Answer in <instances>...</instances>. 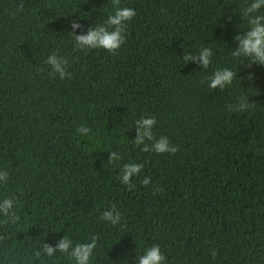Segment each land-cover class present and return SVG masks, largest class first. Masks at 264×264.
Here are the masks:
<instances>
[{
  "label": "trees",
  "instance_id": "1",
  "mask_svg": "<svg viewBox=\"0 0 264 264\" xmlns=\"http://www.w3.org/2000/svg\"><path fill=\"white\" fill-rule=\"evenodd\" d=\"M246 3L0 0V198H14L18 217L0 214V264H75L42 251L65 236L95 241L89 264H138L152 245L165 264H264V64L232 54ZM123 7L135 15L117 50L76 46ZM202 47L207 68L184 58ZM225 68L231 85L210 88ZM147 116L175 153L135 143ZM131 163L143 167L129 186L119 178Z\"/></svg>",
  "mask_w": 264,
  "mask_h": 264
},
{
  "label": "clouds",
  "instance_id": "2",
  "mask_svg": "<svg viewBox=\"0 0 264 264\" xmlns=\"http://www.w3.org/2000/svg\"><path fill=\"white\" fill-rule=\"evenodd\" d=\"M261 5H264V0H252V3L243 9L244 13H253L252 16L247 17L248 30L243 35L238 34L235 39L238 41V48L232 53L233 56H250L253 62L264 64V13H257V10ZM135 15V11L132 8L123 7L117 8L113 14L109 15L107 21L95 28H89L87 32L83 34H75L74 38L76 46L80 48H104L110 52L117 50L124 42V26L125 23ZM73 29L78 28V24L72 25ZM211 51L209 47H202L196 54H187L185 60H199L200 64L207 68L210 64ZM51 66L53 72L59 73L61 78L65 75L64 70V58L59 57L56 53L48 55L46 61ZM235 76L234 71L230 69L215 70L208 77V86L210 88L219 87L223 89L226 85H231ZM241 108L245 107V104L241 103ZM155 117L147 116L141 117L136 121L139 125L137 129L136 144L144 143V137H149L154 140L152 149L157 153H175L177 151L176 146L169 143L167 136H161L158 139L153 138V126L155 125ZM77 131L83 136L87 135L90 131L87 126H80ZM147 149L148 145H144ZM116 159H119L115 153L112 154ZM124 171L120 176L121 183L125 185L130 184V176L138 174L143 167L141 164L131 163L124 164ZM8 171L0 170V183H5L8 179ZM150 182V178H144L142 183L147 185ZM16 201L14 198L4 196L0 198V214L6 217L15 215ZM16 216V215H15ZM103 220L110 222L112 225H116L122 217L119 212L114 213L112 210L105 211L101 217ZM16 219L18 217L16 216ZM95 241L76 243L67 237L61 238L55 245V248L51 245L45 244L42 251L46 256H51L54 251L59 250L61 253L67 252L68 255L74 260L75 264H89V258L93 254ZM40 255L39 252L36 253ZM166 258L161 252L159 245H152L145 248L143 254L139 256L138 264H165Z\"/></svg>",
  "mask_w": 264,
  "mask_h": 264
}]
</instances>
